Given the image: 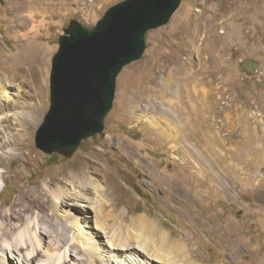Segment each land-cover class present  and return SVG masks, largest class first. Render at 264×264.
I'll list each match as a JSON object with an SVG mask.
<instances>
[{
	"label": "rangeland",
	"instance_id": "374dc122",
	"mask_svg": "<svg viewBox=\"0 0 264 264\" xmlns=\"http://www.w3.org/2000/svg\"><path fill=\"white\" fill-rule=\"evenodd\" d=\"M121 1L0 0V61L35 49L29 56L47 65L30 140L38 160L24 180L14 171L23 162L9 166L0 203L26 183L56 188L51 176L74 164L93 184L89 202L61 208L60 235L43 237L32 264L65 251L67 264H264V0H181L169 23L148 33L142 58L122 69L104 130L70 156L37 146L61 37L73 22L93 28ZM72 180L61 186L71 190ZM90 237L102 258L68 251Z\"/></svg>",
	"mask_w": 264,
	"mask_h": 264
},
{
	"label": "water",
	"instance_id": "95a60500",
	"mask_svg": "<svg viewBox=\"0 0 264 264\" xmlns=\"http://www.w3.org/2000/svg\"><path fill=\"white\" fill-rule=\"evenodd\" d=\"M181 0H123L93 28L73 22L53 58L51 105L37 131L45 153L73 154L101 133L122 69L142 58L150 31L166 26ZM251 72L257 63L246 62Z\"/></svg>",
	"mask_w": 264,
	"mask_h": 264
},
{
	"label": "bare ground",
	"instance_id": "6f19581e",
	"mask_svg": "<svg viewBox=\"0 0 264 264\" xmlns=\"http://www.w3.org/2000/svg\"><path fill=\"white\" fill-rule=\"evenodd\" d=\"M33 50H24L20 55L8 56L9 58L0 61V193L11 180V164L19 161L24 163V168L14 169L15 176L24 180L28 176L29 167L34 166V162L38 160V156H34L30 148V140L32 126L38 122L43 111L41 104L46 87L47 65L43 66L40 61L36 62L29 56L34 53ZM12 88H17L18 93L11 94L9 90ZM83 167L74 164L51 176L49 182L56 188L47 184L34 189L29 188L26 183L15 192L11 200L0 203V252L3 253L0 264H11L3 257L5 253L23 255L22 264H32L43 252V237H52L53 233L60 235V227L55 220H62L61 208L66 205L76 207L79 201L89 202L85 196L93 190V184L90 171ZM80 170L82 172L77 173ZM67 177L73 179L71 184L74 188L71 190L61 186ZM69 200L72 201L71 204L68 203ZM80 231L86 234L82 226ZM59 239L63 241L62 237ZM91 239L93 237L88 238L87 243L74 241L68 251L80 249L85 255L94 252L99 259L102 258L99 247L89 244ZM57 245L60 242H55L52 238L49 248L54 250ZM113 247L112 250L120 249ZM65 252L48 255L46 258L49 264L70 263L72 260Z\"/></svg>",
	"mask_w": 264,
	"mask_h": 264
}]
</instances>
